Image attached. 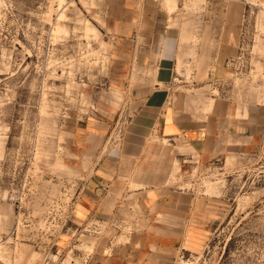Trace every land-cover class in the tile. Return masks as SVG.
<instances>
[{
  "label": "rangeland",
  "instance_id": "obj_1",
  "mask_svg": "<svg viewBox=\"0 0 264 264\" xmlns=\"http://www.w3.org/2000/svg\"><path fill=\"white\" fill-rule=\"evenodd\" d=\"M145 1L0 0V264H106L95 251L108 257L126 240L115 236L134 232L113 219L74 225L71 215L94 163L118 153L134 94L145 86L131 75L150 74L136 57L137 47L153 43L134 35L146 23L139 12L155 10L183 28L178 72L196 81L192 96L223 94L238 111L264 105V0ZM214 27L228 30L229 66L212 81ZM128 50L133 66L119 82L117 56ZM252 158L203 161L188 146L153 137L124 171L126 187L190 191L212 203L204 212L220 222L213 238L171 264H264V160Z\"/></svg>",
  "mask_w": 264,
  "mask_h": 264
},
{
  "label": "crops",
  "instance_id": "obj_2",
  "mask_svg": "<svg viewBox=\"0 0 264 264\" xmlns=\"http://www.w3.org/2000/svg\"><path fill=\"white\" fill-rule=\"evenodd\" d=\"M144 3L146 7L151 2L144 0ZM137 18L146 23L143 27L140 22L134 28V35L153 37L152 44L135 49L140 67L150 74L131 75L133 82L145 86L134 94L118 153L116 156L110 153L96 161L84 177L73 202L71 219L74 225L95 224L92 227H99L98 222L106 223L102 219H113L121 228H133L134 232L122 231L120 236H115V239L125 237L126 240L111 247L108 257L102 256L103 247L99 248L100 252L96 250L92 257L98 261L101 259L106 264H171L181 251L200 253L213 238L220 222L212 212L205 213L208 209L214 210L213 205L208 209L205 207L212 203L190 191L126 187L122 183L124 171L131 168L132 161L142 157L153 137L172 145L188 146L203 161L231 154L245 160L250 157L264 160V105L238 111L223 94L211 93L210 98L192 96L198 90L190 88L196 83L197 73L195 82L189 83L178 72L177 59L183 51L184 36L181 25H168L169 18H159L155 10L153 14L139 12ZM227 31L220 27H214L212 31L218 46L217 58L206 73L212 81L217 73L222 74L229 66L228 57H225L228 49L222 43ZM200 32L194 30L196 40H199ZM196 40H193L195 46ZM133 50L121 51L117 56L125 69L118 76L122 79L119 82L127 80V65L132 67V58H135Z\"/></svg>",
  "mask_w": 264,
  "mask_h": 264
}]
</instances>
